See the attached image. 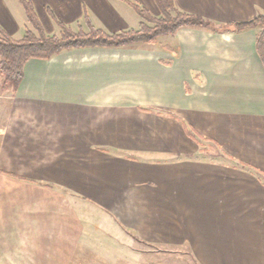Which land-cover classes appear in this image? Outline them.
<instances>
[{"label": "crops", "instance_id": "crops-1", "mask_svg": "<svg viewBox=\"0 0 264 264\" xmlns=\"http://www.w3.org/2000/svg\"><path fill=\"white\" fill-rule=\"evenodd\" d=\"M29 1L48 35L140 24L122 0ZM173 1L219 31L30 59L15 92L0 80V264H264V27L228 30L264 0ZM26 26L0 0V28Z\"/></svg>", "mask_w": 264, "mask_h": 264}, {"label": "trees", "instance_id": "trees-1", "mask_svg": "<svg viewBox=\"0 0 264 264\" xmlns=\"http://www.w3.org/2000/svg\"><path fill=\"white\" fill-rule=\"evenodd\" d=\"M21 5L27 26L21 37L14 39L0 28V77L1 87L15 92L22 76L23 66L30 59L48 60L61 51L84 48H118L134 44L151 43L156 38L173 35L183 28H203L218 32L213 24L203 18L181 12L176 9L173 0H152L158 11L152 16L145 8L128 0L124 1L140 18L137 29L107 34L91 26L84 19L86 30L78 27L72 30L57 22L58 34L48 35L44 32L32 3L29 0H17ZM257 25L264 27V17H257L246 23L233 24L228 27L234 32L253 28ZM227 31V30H224ZM186 135L200 144L204 140L193 129L184 126Z\"/></svg>", "mask_w": 264, "mask_h": 264}, {"label": "rangeland", "instance_id": "rangeland-1", "mask_svg": "<svg viewBox=\"0 0 264 264\" xmlns=\"http://www.w3.org/2000/svg\"><path fill=\"white\" fill-rule=\"evenodd\" d=\"M264 37V29L261 31ZM264 39V38H263ZM1 80V77H0ZM203 149L205 150L206 156H211L210 158L218 160V161H229L232 164H235L237 166V163L234 159H231L225 154L224 152L221 151V149H216L215 146L211 144H203ZM203 154V153H202ZM241 169H244L243 166L239 165ZM260 180L261 178L257 176Z\"/></svg>", "mask_w": 264, "mask_h": 264}]
</instances>
